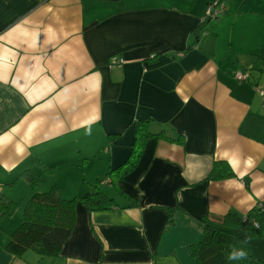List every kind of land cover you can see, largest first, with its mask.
Segmentation results:
<instances>
[{
    "label": "crops",
    "instance_id": "0c3cea01",
    "mask_svg": "<svg viewBox=\"0 0 264 264\" xmlns=\"http://www.w3.org/2000/svg\"><path fill=\"white\" fill-rule=\"evenodd\" d=\"M209 4L0 0V193L18 202L0 217V264H196L188 245L206 225L264 201V104L252 73L235 77L260 58L264 9L249 10L244 39L224 4L201 22ZM140 121L163 133L116 177L118 191L106 178L116 206L78 201L55 257L5 249L31 193L25 173L52 177L38 190L55 183L65 198L82 194L128 160ZM215 161L234 175L209 179ZM237 234L264 259V236Z\"/></svg>",
    "mask_w": 264,
    "mask_h": 264
},
{
    "label": "trees",
    "instance_id": "16d2710c",
    "mask_svg": "<svg viewBox=\"0 0 264 264\" xmlns=\"http://www.w3.org/2000/svg\"><path fill=\"white\" fill-rule=\"evenodd\" d=\"M162 133L150 131L148 122L140 121L136 127L134 144L128 160L108 170L103 176L96 178L95 182L89 183L82 194L71 198L63 197L60 187L55 183L48 189L38 190L40 175L31 171L25 173L30 181L31 193L24 201L19 224L12 231L4 246L5 249L19 257L28 249L34 250L40 256H57L74 226L76 203L81 201L89 211L116 206L118 203L115 197L102 189L100 184L107 183L108 181L103 182L107 177H110L114 184L116 177L124 175L136 163L144 142L148 138L159 137ZM177 141L182 142L181 139ZM232 175L234 174L227 163L215 161L207 177L218 179ZM112 188L118 189L115 184ZM134 203L135 201L129 205ZM17 206V201L8 199L0 193V217L13 214ZM254 223H257L258 227H255ZM234 229H248L252 236H264V201L256 203L245 217L228 212L223 216L219 226L206 225L200 240L188 245V251L196 264H264V259H259L253 254L248 240L236 234ZM233 249L246 251V258L229 259Z\"/></svg>",
    "mask_w": 264,
    "mask_h": 264
},
{
    "label": "rangeland",
    "instance_id": "374dc122",
    "mask_svg": "<svg viewBox=\"0 0 264 264\" xmlns=\"http://www.w3.org/2000/svg\"><path fill=\"white\" fill-rule=\"evenodd\" d=\"M211 2L215 3V2H217V0H211ZM222 3L225 5V9H227V14L226 13L225 14L227 16H228V14L230 16H233L235 18V20L237 21L236 24L234 25L235 30L233 31V33H236L235 38H237L240 35L242 38L247 39L250 36L249 26L247 24V21H250L252 18V16H250L251 14H250L249 10L256 9V8L264 9V0H222L221 4ZM237 3H238V5L241 4V6L243 8L235 16L232 14L233 12L231 10H228V9H229V7H232L233 5H235ZM219 5L217 7H219ZM221 16H223L222 13H220L218 17H221ZM261 16H264V15H261ZM261 16H258L259 21H261V19H262ZM214 20L215 19H213L212 21L214 22ZM229 20H231V19H229ZM262 20H264V19H262ZM212 21H210V22H212ZM231 22H233V21H231ZM258 54L260 55V58L258 59V61L256 63L247 62L245 64L240 65V69H241V66H243L244 68H242V69H245V71L252 73L254 75L256 81L258 82L257 87L264 89V29H262V31H261V43H260V47L258 49ZM65 168H66V166H64V165L59 167L60 177L66 175V172H64ZM82 169H84V166H82L81 170ZM73 170H78V168L71 167L70 171L74 172ZM41 176L43 177V175H41ZM51 178H52L51 176L44 177V179L41 180V182L39 183V185L37 187L40 186V188H42V186H46L47 184H49V182H50L49 180ZM21 180H25V179H21ZM20 182H22V181H20ZM103 184L104 183L100 184V187L107 192L108 191L111 192L110 187L108 185H103ZM19 186H21V185H19ZM46 189H48V188H46ZM26 198H24L22 204H20V200L18 199L19 204L21 206V213H22L24 201ZM238 230L240 231V229H238ZM241 231L243 232V230H241ZM238 232H236V234Z\"/></svg>",
    "mask_w": 264,
    "mask_h": 264
},
{
    "label": "built area",
    "instance_id": "2783aa9c",
    "mask_svg": "<svg viewBox=\"0 0 264 264\" xmlns=\"http://www.w3.org/2000/svg\"><path fill=\"white\" fill-rule=\"evenodd\" d=\"M222 0H217V2H215L214 4H210L207 8V11H206V17H212V18H215L216 15H217V10H216V7L219 5V7L223 6V3L221 4ZM249 76V72L248 71H239L237 73H235V77L239 80H245L247 79ZM259 93L262 97V104H264V89L262 88H259ZM107 180L105 179L103 182H106ZM254 226L255 227H258V224L257 223H254Z\"/></svg>",
    "mask_w": 264,
    "mask_h": 264
},
{
    "label": "clouds",
    "instance_id": "9594fccd",
    "mask_svg": "<svg viewBox=\"0 0 264 264\" xmlns=\"http://www.w3.org/2000/svg\"><path fill=\"white\" fill-rule=\"evenodd\" d=\"M246 255L247 253L243 249H233L232 252L230 253L229 259L240 260L246 258Z\"/></svg>",
    "mask_w": 264,
    "mask_h": 264
},
{
    "label": "water",
    "instance_id": "95a60500",
    "mask_svg": "<svg viewBox=\"0 0 264 264\" xmlns=\"http://www.w3.org/2000/svg\"><path fill=\"white\" fill-rule=\"evenodd\" d=\"M210 19H214V18L205 16L204 18H202L201 22H205V21H208Z\"/></svg>",
    "mask_w": 264,
    "mask_h": 264
}]
</instances>
